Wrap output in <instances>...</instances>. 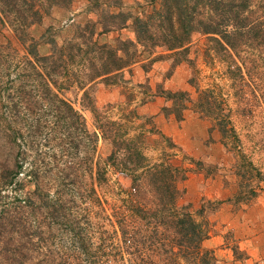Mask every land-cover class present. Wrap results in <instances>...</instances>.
<instances>
[{
  "label": "trees",
  "instance_id": "16d2710c",
  "mask_svg": "<svg viewBox=\"0 0 264 264\" xmlns=\"http://www.w3.org/2000/svg\"><path fill=\"white\" fill-rule=\"evenodd\" d=\"M84 1L91 11L99 13L105 9H121L125 0ZM140 1L143 4H139V9L143 11L139 16L121 11L108 14L111 23L104 24L103 31L98 33L95 24L86 25L87 36L77 35L80 44L72 45L74 41L70 40L58 46L54 40L45 39L50 31L47 29L40 39L46 41L50 51L48 55H41L39 42L30 35V29L41 25L55 9L68 11L74 0H0V24L11 28L24 50L19 72L23 73L21 68H29L33 72L30 77L37 84L38 101L34 105L41 103L47 107L65 128V135L57 141V152L62 157L69 154V148L62 146L74 144L73 133L91 138L81 114L61 95V92L73 90L72 87L81 93L80 101L91 110L92 151L99 141L110 147L102 165L97 161L88 167L94 185L87 184L83 176L87 172V161L77 164L68 161L55 166L48 171L54 177L47 181L39 175L40 167L26 163L33 142L31 138L29 142L25 139L28 144L20 141H24L20 136L22 128H19L22 119L19 111L14 113L18 105L27 109L31 100L21 97L18 105H6L5 102L10 104L11 101L0 97V111L4 105L7 109L0 117V145L8 144L14 153L11 165L0 161V264L215 262L213 253L202 248V242L209 238V229L196 221L189 205L178 202L183 194L178 185L185 179V171L161 159L150 164L141 148L146 132L130 136L124 124L112 121L105 112L93 106L90 91L96 82L115 85L118 80L127 83L122 80L124 72L130 73L136 65L146 73L157 62L171 61L173 68L190 62L187 58L189 45L197 35L206 36L211 50L229 59L227 74L230 79L244 82V74L261 69L260 63L264 61V0ZM147 5L150 13L145 12ZM127 27L134 32V41L120 42L113 47L99 45L94 38ZM78 55L80 60L75 61ZM144 55L147 59L142 60ZM250 59L252 67H247ZM75 68L79 69V75L84 72L85 75L75 74ZM255 74L258 77L255 88L261 90L264 73ZM30 77L22 76L19 80L22 84V80ZM192 83L190 80L189 84ZM243 84L246 88L248 80ZM22 90L19 88V93L23 94ZM257 90L251 93L254 99ZM161 94L171 102V107L164 110L174 114L178 121L182 120L184 112L192 111L214 122L225 147L231 143V135L237 140L230 122L231 110L226 100L217 97L214 91H201L195 86L194 100L185 92L162 91ZM107 168L131 181L130 189L119 187L124 191L115 198V203L107 205L110 212L102 207L95 189L96 184L100 186L106 182ZM28 185H33V190L23 191ZM94 203L99 205L101 214L90 212ZM48 218L50 227L55 223L66 226L72 233V240L78 246L72 247L70 254L63 256L49 249V234L41 225Z\"/></svg>",
  "mask_w": 264,
  "mask_h": 264
},
{
  "label": "rangeland",
  "instance_id": "374dc122",
  "mask_svg": "<svg viewBox=\"0 0 264 264\" xmlns=\"http://www.w3.org/2000/svg\"><path fill=\"white\" fill-rule=\"evenodd\" d=\"M139 4L143 3L140 0H125L121 9H105L95 13L84 0H74L68 11H51L41 25L32 27L29 32L39 42L40 54L48 55L50 47L45 40L40 39L47 29L50 31L45 39L54 40L58 46L70 40L74 41L72 45L80 44L77 35L85 34L86 25L92 27L95 24L96 32H102L103 25L111 23L108 14L115 15L121 11L134 17L139 16L143 11L139 9ZM145 10L150 13V6L147 5ZM94 38L99 45L113 47L120 42L135 40L130 27ZM211 47L206 36L197 35L189 45L187 58L190 62H182L174 68L171 61L157 62L146 73L136 65L130 73L124 72L122 80L127 82L125 84L118 80L115 85L94 83L90 91L91 98L96 109L105 112L112 121L124 124L130 136L139 131L146 132L141 148L150 164L160 162L161 159L185 171V179L178 185L183 193L178 202L189 205L196 221L204 223L209 229L210 239L204 243V247L212 251L215 259L213 264H264V87L261 90L255 88L258 83L255 73H264V61L260 63L262 70L244 74V82L239 79L233 81L227 74L229 59L225 54H215ZM23 55L24 50L14 32L0 24V97L11 101L10 104L5 102L6 105H18L21 97L31 100L27 109L21 105L14 108V113L19 111L22 119L19 128H22L20 136L24 141H20L29 142L31 138L33 142L26 163L40 167L39 175L50 181L54 175L48 171L55 166L68 161L76 164L87 161V172L83 176L87 184L94 185V177H91L88 167L97 161L102 165L110 153V147L99 141L97 148L92 151L94 124L90 108L82 104L81 93L75 91L74 87L73 90L61 92L62 97L71 102L81 114L91 137L73 133L74 144H63L64 149L69 148V154L62 157L57 152V141L65 135V128L62 121L55 119L47 107L41 103L34 105L38 101V92L36 82L30 77L33 72L29 68H21L23 73H20L18 69ZM84 57L88 59L89 55ZM145 59L146 55L142 57V60ZM79 60L78 55L75 61ZM251 62L252 59L249 64L246 60L247 67H252ZM79 72L75 68L74 73ZM84 75L85 72L78 74ZM22 76L31 79L25 78L21 84L19 78ZM190 80L192 84H189ZM247 80L249 85L244 88L243 83ZM58 83L62 84L60 80ZM195 86L201 91L212 90L217 97L226 100L231 110L230 122L237 138L233 140L231 135L228 147H225L213 121L192 111L184 112L182 120L178 121L174 114L164 110L171 107V102L165 100L162 91L185 92L194 100ZM19 88L23 89V94L19 93ZM253 89L257 90L253 94L255 99L251 94ZM5 110L4 105L0 117ZM12 128L18 129L17 126ZM147 131L151 132L147 134ZM13 154L8 144L0 145V161L11 165ZM106 170V182L100 186L96 184L95 189L102 207L110 212L107 205L115 203L121 191L130 189L131 181L118 176L112 169ZM44 171H47L45 176ZM32 190L33 185H28L23 191ZM94 204L90 206V212L93 215L101 214L99 205ZM49 224L50 218L41 224L47 230L46 234H49V249L63 256L70 254L72 247L78 246L72 240V233L68 232L66 226L52 223L50 227Z\"/></svg>",
  "mask_w": 264,
  "mask_h": 264
},
{
  "label": "crops",
  "instance_id": "0c3cea01",
  "mask_svg": "<svg viewBox=\"0 0 264 264\" xmlns=\"http://www.w3.org/2000/svg\"><path fill=\"white\" fill-rule=\"evenodd\" d=\"M209 237H210V234H209ZM209 239H210V238H208L207 240H205V241L202 242V248H203V249H205V247H204V243H205L206 241H209ZM205 250H206V249H205ZM207 251H209V250H207ZM209 252H212V251H209Z\"/></svg>",
  "mask_w": 264,
  "mask_h": 264
}]
</instances>
